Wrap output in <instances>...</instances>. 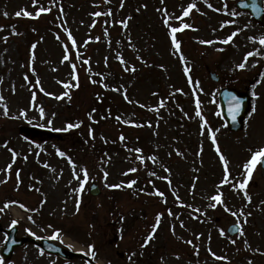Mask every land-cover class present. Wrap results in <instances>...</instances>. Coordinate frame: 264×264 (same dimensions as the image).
<instances>
[{
    "label": "rangeland",
    "instance_id": "374dc122",
    "mask_svg": "<svg viewBox=\"0 0 264 264\" xmlns=\"http://www.w3.org/2000/svg\"><path fill=\"white\" fill-rule=\"evenodd\" d=\"M237 1L116 0L109 5L104 0H37L34 6L33 0H0L4 227L16 225L18 235L60 244L72 239L101 264H264V174L259 163L246 188L250 201L239 188L246 177L243 165L264 148V46L249 39L264 36V18L255 20ZM189 3L196 8L183 18L191 27L176 33L181 40L176 56L169 44L171 28L181 25L177 17ZM41 7L50 10L35 17ZM108 9L115 13L116 25L109 16L93 15ZM22 10L33 16L15 15ZM69 25L75 52L85 50V57L73 62L63 59L65 45L72 47L65 31ZM110 25L112 36L103 33ZM237 29L233 41L221 42ZM248 52L256 54L240 69ZM85 58L90 63H83ZM206 67L220 76L219 82ZM99 81L108 97L123 104L111 118L97 108ZM224 87L252 98L244 128L237 133L220 112L218 94ZM103 113L106 118L99 115ZM134 121H139L133 130L138 141L129 132L136 129ZM22 126L39 132L27 133ZM213 134L228 162L227 183ZM115 145L120 149L105 150ZM132 168L137 171L130 172ZM132 180L136 184L127 187ZM92 182L102 189L100 195L89 194ZM116 184L122 187H108ZM218 194L223 203L212 200ZM232 223L242 225L236 236L227 234ZM4 241L0 232V246ZM0 264L88 263L25 245Z\"/></svg>",
    "mask_w": 264,
    "mask_h": 264
},
{
    "label": "snow or ice",
    "instance_id": "6c2138e0",
    "mask_svg": "<svg viewBox=\"0 0 264 264\" xmlns=\"http://www.w3.org/2000/svg\"><path fill=\"white\" fill-rule=\"evenodd\" d=\"M36 2H37V0H33V5H34V6L36 5ZM121 7H123V3L121 4ZM208 7L211 8L212 5H211V4H208ZM194 8H196V5L193 4V3H189V4L187 5V8L183 11L182 16H181V17H177V19L181 20V25H180L179 27H172V28H171L172 43H173V45L176 47V49H177L178 51H179V49H180V42H179V41L177 40V38H176V33H177V32H180V31H183L184 29H188L189 27H191L189 24L183 22V18L189 16L190 12H191ZM225 8H226V5H225ZM252 8H253V11H254V12H257V13L264 12V8H261V7L255 2V0H253ZM49 10H50V9H45V8H42V7H41V8L35 13V17H39V15L41 14V12H45V11H49ZM214 10H216V11H220V9H214ZM22 14H23L24 16H28V17H32V16H33L32 13H30V12H28V11H26V10L18 11V12L15 13V15L18 16V17L21 16ZM5 15H7V13H5ZM93 15H95V16H101V15H108V16H111L112 13H111V11L109 10L107 13L96 12V13H94ZM232 15H236V13L233 12ZM164 22H165V24H168V20H167V19H165ZM121 23H124V22L121 21ZM227 23H235V21H229V22H227ZM93 26H94V25H93ZM224 26H225L224 24L221 25L222 28H223ZM239 31H240V30L237 29V30L234 31L229 37H227L226 39H224V40L221 41V42L224 43V44H228L229 42L233 41V38H234L235 36L238 35ZM105 32H107L106 29H105ZM58 38H59V37H58ZM68 39H70V40L72 41V47H73V48L76 47V41H75V39L72 37V35H71L70 32L68 33ZM96 39L98 40L99 37H97ZM249 39H250L252 42H257V40H258L259 44H261L262 46H264V36H261V37H259V38L250 37ZM200 43H208V44H212V43H214V41H200ZM65 47H66V51H67V46H65ZM33 48H35V45H33ZM219 50H223V49H219ZM255 54H256V53H254V52H248V53L246 54V56H245L244 62L240 63L237 67H239L240 69H244L245 66H246V63H247V61H248V57H251V56H253V55H255ZM76 55H77V58H78L80 54L77 53ZM63 59H64V60H68V59H69L68 55L66 54V55L63 57ZM120 59H121V62L123 63V62H124V61H123V58L121 57ZM181 59H183V57H181ZM85 63H87V61H85ZM72 68H73V72L75 73L76 65L73 64V65H72ZM125 70H127V69H125ZM132 70L135 71L134 68H133ZM184 71H185V73H188V72H189V69H188L187 67H185ZM73 78L76 79L75 76H74ZM26 79H27V77H26ZM189 79H190V78H189ZM37 83H39V81H37ZM64 86H65L66 88L69 87L68 84H65ZM77 86H78V85H77ZM41 90H42V89H41ZM115 90L119 91V89H115ZM60 98H62V97H57V99H60ZM125 98L127 99V96H126ZM2 99H3V97H0V100H2ZM199 103H200L199 100H197V101H196L197 107H199ZM142 107H143V106H142ZM239 108H240V104H239V102L237 101L235 111L238 112V111H239ZM40 114H41V116H43V114H44V110H43V108L40 109ZM5 115H7V108H6V107H5ZM196 115H197V116H200L201 114H200L199 112H197ZM117 119H120V118L117 117ZM233 119L235 120V112L233 113ZM77 126H78V125H77ZM72 127H74V125H72V124H69V125H68V128H72ZM123 139H124V137L121 136V140H123ZM211 140H212V143H213L214 145H216V151H217L218 154H220V155H219V158H220V160L223 162L224 171H225V177H224V181H223V183H227V182H228V162H227V160H226V157H225V156L223 155V153L221 152L220 147L217 145L216 137H215L214 134L211 136ZM135 151H136V152H141L142 150H141V149H135ZM59 155L63 156L64 153H63V152H60ZM15 157H16V153L13 151V159H14V160H15ZM138 159H140L141 163L144 162L143 156L138 157ZM149 159H151V160H153V162H155V157H149ZM261 159H264V148H261V149H259L258 151H255V152L253 153V155L251 156V159H250L249 161H247V162L243 165V168H244L245 173H246V177H245V179L243 180V182L239 183V188L242 189V190H245V191H244V195L248 198L249 201L251 200V197L248 196V192H247L246 188H247V185H248V183H249V179H250L251 176H252V173H253V170H254L255 166L257 165V163H260V162H261ZM45 166L47 167V165H45ZM8 168L10 169V168H11V165H9ZM129 171H130V172H135V171H137V169H136V168H132V169H130ZM107 175H108V173L105 172V178L107 177ZM125 175H127V173H125ZM151 175L154 176L155 173L153 172V173H151ZM84 176H85V178L87 177V170H86V169L84 170ZM17 178H19V172H17ZM77 178L79 179V177H77ZM162 179H167V178H166V177H162ZM2 182H6V181H2ZM86 182H87V181H86V179H85V181H84L83 183H81V186H80V187H81V190L84 188V183H86ZM169 183H171V181H169ZM134 184H136V181H135V180H132V181H130V182L127 184V187L131 188ZM108 187H112V188H120V187H122V185H120V184H116V185H108ZM157 195H159V196L162 197V196L164 195V193H163V192H157ZM177 199H179V197H177ZM212 200L217 201V202H220V203H223V201H222V199H221V195H219V194L216 195V196H213V197H212ZM212 206L215 207V204H213ZM21 207H23V205H21ZM226 210H228V209L226 208ZM0 211H2V209H0ZM197 211H199V210H197ZM171 214H172V213L169 212V215H171ZM161 215H162V214H159V215H157V217H156L157 225H154V226H153V234H154V232H155V228H156V227L158 226V224H159V221H160V219H161ZM232 215L235 216V215H237V213H236V212H232ZM181 226H182V227L184 226V225H183V222H181ZM173 231H174V228H173ZM222 234H223V233H222ZM54 238H55V237H54ZM147 239H148V240H151V239H152V235H149V236L147 237ZM197 239H199V237H197ZM233 242H234V241H233ZM188 243L191 244L192 241H188ZM69 247H71V245H69ZM89 247H90V249H93V248H94V246H89ZM209 251H211V249H209ZM212 255H213L216 259H223L222 257H216V256H215V253H212Z\"/></svg>",
    "mask_w": 264,
    "mask_h": 264
},
{
    "label": "water",
    "instance_id": "95a60500",
    "mask_svg": "<svg viewBox=\"0 0 264 264\" xmlns=\"http://www.w3.org/2000/svg\"><path fill=\"white\" fill-rule=\"evenodd\" d=\"M255 2L262 8V0H255ZM252 4H253V0H246L243 2H239L238 6L243 9L251 10L253 15L257 19L262 20L263 12H260V13L254 12L252 8ZM211 76L214 80L219 79V77L214 73H212ZM237 101L240 104V108L238 112L235 111ZM221 102L223 105L222 112H223V115L229 127L235 131L241 129L243 118L247 115L249 111V98L240 97L238 96V94L230 90H223L221 92ZM234 112H235V120L233 119ZM263 167H264V161H263ZM91 193L93 195H98L100 193V190L98 189L97 186L92 185ZM238 230H239V226L233 225L229 228V233L234 234L238 232ZM0 231H4L7 234V241L5 242L4 246L0 248V256L3 259L10 258L12 256V253L15 247L22 246L25 243H33L39 248H41L42 250L50 252V253L58 254L59 256L63 258L71 259L74 257H80V258H84L88 260L90 263L96 264L92 260L88 259L87 256L84 255L83 253L72 252V251L66 250L65 248L54 244L48 239H40V241H37L34 238L26 237V236L18 238L16 227H11L10 230H5L2 228V225L0 223Z\"/></svg>",
    "mask_w": 264,
    "mask_h": 264
},
{
    "label": "trees",
    "instance_id": "16d2710c",
    "mask_svg": "<svg viewBox=\"0 0 264 264\" xmlns=\"http://www.w3.org/2000/svg\"><path fill=\"white\" fill-rule=\"evenodd\" d=\"M116 0H104V2L105 3H108L109 5H113L114 4V2H115ZM106 11V10H105ZM109 11V9L105 12V13H107ZM101 13H103L102 11H100ZM111 13H112V15L111 16H109L110 17V22L111 23H114L115 25H116V21H114V18L113 17H115V13H113L112 11H111ZM106 16H108V15H106ZM95 22V21H94ZM114 30V28L112 27V25H110V26H108V28H107V32H105V34H107L108 33V35L109 36H112V31ZM107 100L108 99H105V102H107ZM106 104L103 102V103H101V106L102 107H104ZM112 105H114V104H112ZM112 108L114 109V108H117V107H114V106H112Z\"/></svg>",
    "mask_w": 264,
    "mask_h": 264
},
{
    "label": "bare ground",
    "instance_id": "6f19581e",
    "mask_svg": "<svg viewBox=\"0 0 264 264\" xmlns=\"http://www.w3.org/2000/svg\"><path fill=\"white\" fill-rule=\"evenodd\" d=\"M67 245H71V248L74 250H78V251H84L86 250L81 244H79L78 242L67 238L66 239Z\"/></svg>",
    "mask_w": 264,
    "mask_h": 264
}]
</instances>
